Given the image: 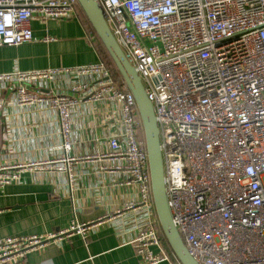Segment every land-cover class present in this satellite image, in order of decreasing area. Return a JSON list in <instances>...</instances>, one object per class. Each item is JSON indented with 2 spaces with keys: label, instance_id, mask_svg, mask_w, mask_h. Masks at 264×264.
Segmentation results:
<instances>
[{
  "label": "built area",
  "instance_id": "obj_1",
  "mask_svg": "<svg viewBox=\"0 0 264 264\" xmlns=\"http://www.w3.org/2000/svg\"><path fill=\"white\" fill-rule=\"evenodd\" d=\"M94 1L153 106L167 204L187 251L198 264H264V0ZM77 6L76 0H0V48L31 43L34 16L63 21L76 16ZM62 77L78 99L42 91ZM4 84L14 85L17 106L43 104L54 113L59 144L52 158L0 161V191L24 172H53L65 175L71 198L73 165L95 159L111 162L102 169L124 176L137 198L43 237L3 238L0 264H22L28 254L72 236L86 241L102 224L120 223L124 212L133 216L130 243L142 264H174L157 234L147 155L138 139L142 124L124 83L100 60L1 73ZM79 100L115 109L108 152L70 155ZM3 105L0 94V115Z\"/></svg>",
  "mask_w": 264,
  "mask_h": 264
},
{
  "label": "crops",
  "instance_id": "obj_2",
  "mask_svg": "<svg viewBox=\"0 0 264 264\" xmlns=\"http://www.w3.org/2000/svg\"><path fill=\"white\" fill-rule=\"evenodd\" d=\"M81 15L63 21L34 16L31 43L0 48V74L71 68L100 61L94 48V35L83 21L87 18L83 12ZM45 37L52 40L45 42ZM68 87V81L62 77L43 84L41 89L45 94H69L78 99V95L68 92ZM0 94L4 101L0 115V161L54 157L59 144L54 113L43 104L17 106L14 85H1ZM114 112L111 105L79 100L72 112L70 155L81 158L108 152V137L116 132L112 124ZM110 164L95 159L74 164L71 198L65 175L36 171L22 173L17 182L0 191V240L16 236L43 237L65 230L74 219L92 221L135 201L137 190L134 185H126L124 176L102 169ZM124 214L120 223L102 224L86 241L80 236H72L28 254L22 264H142L130 243L134 237V226L130 223L133 216L128 212ZM162 247L165 251L163 242Z\"/></svg>",
  "mask_w": 264,
  "mask_h": 264
},
{
  "label": "water",
  "instance_id": "obj_3",
  "mask_svg": "<svg viewBox=\"0 0 264 264\" xmlns=\"http://www.w3.org/2000/svg\"><path fill=\"white\" fill-rule=\"evenodd\" d=\"M77 5L87 18L89 24L101 41L126 89L135 100L136 108L144 133V149L150 179L151 198L158 224L164 238L179 264H198L187 251L177 229L175 228L168 208L163 160L160 150L159 130L153 106L148 100L140 77L129 64L114 36L109 30L102 14V9L94 0H76Z\"/></svg>",
  "mask_w": 264,
  "mask_h": 264
},
{
  "label": "trees",
  "instance_id": "obj_4",
  "mask_svg": "<svg viewBox=\"0 0 264 264\" xmlns=\"http://www.w3.org/2000/svg\"><path fill=\"white\" fill-rule=\"evenodd\" d=\"M81 14H82V12H81L79 6H77V15L82 16ZM83 21H84V24L87 27L88 31L94 35V48H95V50L99 56V59L105 64L110 75L113 77L114 81H116V82L122 81L120 75L118 74V72L115 68L113 61L111 60L110 56L108 55V53L105 50L104 46L102 45L101 41L98 39V37L95 34L94 30L92 29L91 25L87 22V20H83ZM138 139L141 143H144L143 129H140L138 131ZM156 228H157V234L159 236V239L163 242L167 255L170 257V259L174 263L179 264L178 260L176 259V257L172 253L170 247L166 243V240H165L164 235L160 229V226L158 225Z\"/></svg>",
  "mask_w": 264,
  "mask_h": 264
}]
</instances>
